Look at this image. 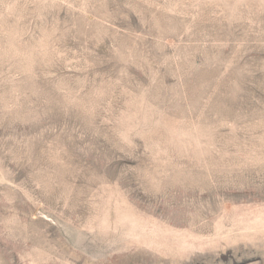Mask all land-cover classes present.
<instances>
[{
    "label": "rangeland",
    "instance_id": "374dc122",
    "mask_svg": "<svg viewBox=\"0 0 264 264\" xmlns=\"http://www.w3.org/2000/svg\"><path fill=\"white\" fill-rule=\"evenodd\" d=\"M0 264H264V0H0Z\"/></svg>",
    "mask_w": 264,
    "mask_h": 264
}]
</instances>
